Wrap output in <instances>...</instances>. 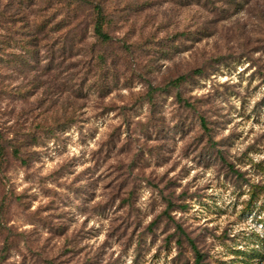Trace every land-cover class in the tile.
Instances as JSON below:
<instances>
[{
    "label": "rangeland",
    "instance_id": "rangeland-1",
    "mask_svg": "<svg viewBox=\"0 0 264 264\" xmlns=\"http://www.w3.org/2000/svg\"><path fill=\"white\" fill-rule=\"evenodd\" d=\"M104 1L0 0V264H264V0Z\"/></svg>",
    "mask_w": 264,
    "mask_h": 264
},
{
    "label": "trees",
    "instance_id": "trees-1",
    "mask_svg": "<svg viewBox=\"0 0 264 264\" xmlns=\"http://www.w3.org/2000/svg\"><path fill=\"white\" fill-rule=\"evenodd\" d=\"M48 6L45 8L44 22H43V30H45V34L47 39L49 40L54 34H59L62 32L63 27H67L69 25L74 24L75 19H77L79 12L88 11L89 13L86 15L85 24L92 19V35L99 41L107 43L113 41L112 35L105 30V26L109 22L108 14L106 12V1L104 0H47ZM203 1L206 5L213 2H222L224 0H192V2H200ZM226 1V0H225ZM233 1V0H229ZM64 4L67 6L68 12L65 14V17L60 19L59 16L62 14L61 10L55 7L56 4ZM85 35V34H84ZM88 37V32L86 33ZM45 39V38H44ZM67 48H62V54L67 53ZM34 52L30 55H33ZM183 79V76L177 78L173 81L174 84H179ZM179 99L182 101L183 98L179 96ZM189 104V103H188ZM205 124V121H204ZM5 155V148L3 145V133L0 128V160ZM173 204L170 202L169 206ZM181 231H184L181 226H178ZM191 246L196 254L195 264H203L204 254L195 243L194 240H189Z\"/></svg>",
    "mask_w": 264,
    "mask_h": 264
}]
</instances>
